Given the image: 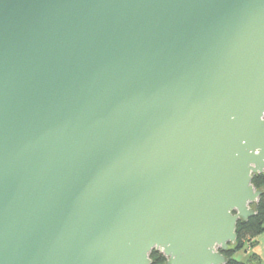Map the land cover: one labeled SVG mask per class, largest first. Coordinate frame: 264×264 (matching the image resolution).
Listing matches in <instances>:
<instances>
[{"label": "water", "instance_id": "obj_1", "mask_svg": "<svg viewBox=\"0 0 264 264\" xmlns=\"http://www.w3.org/2000/svg\"><path fill=\"white\" fill-rule=\"evenodd\" d=\"M264 173V0H0V264H225Z\"/></svg>", "mask_w": 264, "mask_h": 264}, {"label": "trees", "instance_id": "obj_2", "mask_svg": "<svg viewBox=\"0 0 264 264\" xmlns=\"http://www.w3.org/2000/svg\"><path fill=\"white\" fill-rule=\"evenodd\" d=\"M252 183L255 188L264 190V173L253 176ZM256 214L246 221H239L237 224V242L225 252L228 261L225 264H256L250 261L239 260L236 253L248 246L256 237L264 233V191L255 204ZM151 264H167L168 257L159 249H152L150 253Z\"/></svg>", "mask_w": 264, "mask_h": 264}, {"label": "rangeland", "instance_id": "obj_3", "mask_svg": "<svg viewBox=\"0 0 264 264\" xmlns=\"http://www.w3.org/2000/svg\"><path fill=\"white\" fill-rule=\"evenodd\" d=\"M264 234V233H263ZM258 237H256V242L252 241L250 244H248V246L240 251H238L235 255L236 258L243 260V261H247L249 259L250 262H254V258L256 259L259 255L256 252V249H253L254 247H256V245L258 244ZM249 255V256H248ZM257 264V262H256ZM260 264V263H258ZM264 264V263H262Z\"/></svg>", "mask_w": 264, "mask_h": 264}, {"label": "crops", "instance_id": "obj_4", "mask_svg": "<svg viewBox=\"0 0 264 264\" xmlns=\"http://www.w3.org/2000/svg\"><path fill=\"white\" fill-rule=\"evenodd\" d=\"M253 249H256V252L259 255L256 259L255 258L253 259L254 262L255 263L257 262V264L258 263H260V264L264 263V234H262V235L259 236V238H258V244ZM247 261H249V259Z\"/></svg>", "mask_w": 264, "mask_h": 264}]
</instances>
